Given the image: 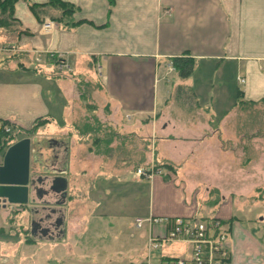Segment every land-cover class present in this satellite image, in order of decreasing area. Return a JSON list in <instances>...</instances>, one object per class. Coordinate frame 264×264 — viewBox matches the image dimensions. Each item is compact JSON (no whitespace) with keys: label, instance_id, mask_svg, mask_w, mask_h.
Masks as SVG:
<instances>
[{"label":"crops","instance_id":"1","mask_svg":"<svg viewBox=\"0 0 264 264\" xmlns=\"http://www.w3.org/2000/svg\"><path fill=\"white\" fill-rule=\"evenodd\" d=\"M45 1L17 0L12 24L0 27V42L14 39L20 52L29 53L11 59L0 50V122L27 129L37 118L50 117L54 133L71 135L51 138L67 147L52 163L67 180V205L71 180L64 173L74 158L71 147L83 135L73 108L84 99V81L108 109L109 128L116 134L124 128L145 132L155 160L172 165L163 167L165 173L139 177L124 170L120 158L119 173L105 170L103 162L104 173L91 180L85 166L90 155L84 156L81 176L90 183L88 195L97 194L99 216L130 219L144 229L145 239L163 237L166 226L145 222L137 228L136 219L213 218L226 230L229 264H264V198L256 194L264 193V165L251 154L261 148L252 149V136L264 137V116L256 117L264 109V0H63L76 8L77 24L48 30L29 9ZM41 52L62 56L67 75L53 60L45 61L49 71L36 62L33 56ZM180 56L193 60L184 78L172 65ZM95 63L101 79L91 72ZM57 112L63 126L56 123ZM92 115L101 117L97 108ZM192 158L195 182L205 189L202 201L199 188L183 176ZM207 198L219 201L204 205ZM240 198L253 202L238 205ZM203 208L212 209L209 216L200 215ZM187 244L181 255L177 249L161 255L187 256ZM135 258L141 262L144 249Z\"/></svg>","mask_w":264,"mask_h":264},{"label":"rangeland","instance_id":"2","mask_svg":"<svg viewBox=\"0 0 264 264\" xmlns=\"http://www.w3.org/2000/svg\"><path fill=\"white\" fill-rule=\"evenodd\" d=\"M43 3H45L44 7L41 5L39 7H34L37 16L32 13L29 7L30 12L36 16L39 23H42L43 28L48 30L52 26H56V24L65 28L66 26L57 20L58 18H63L62 20H65V17L62 16L61 9L50 5L48 0ZM74 13H72V15ZM14 14L15 8L12 16L13 18ZM13 40L14 39L11 41L8 40V43L6 40L4 43L3 41L0 42V50H5L7 54L11 53V56L18 54L20 57L26 58L20 54L25 53L27 56L29 53L20 52L17 45L12 42ZM37 54L38 55L33 56V59L38 63L42 61V65H44V68H47L48 71L51 70V66L45 62L47 60H53L55 68L60 72L63 70L62 74L64 75H67V71L70 70V67L66 65L67 63H65V61L63 63L60 62L62 56L56 53L41 52ZM55 58L59 59L57 63L54 61ZM98 68V63H95L94 68L91 70L95 79L102 78V74L99 73L100 70ZM54 73L56 72L54 71ZM91 85L92 84L86 85L84 81H81V91L84 94V99L83 97L76 99L73 108L74 113H76L75 117H77L78 114L80 115L76 123L79 124L82 130L79 132L83 133V135H81L80 141H76L78 143H73L71 148L74 158L71 159V168L64 173V175L68 174L70 177V192L72 196L69 198L68 205L66 203L59 208L62 210L64 208L65 210V215H67L65 224L68 230L65 235L58 239H40L38 237H32L28 231L29 212L23 210L25 208L24 204H9L6 208L0 209V264H137L138 262L135 258L136 254L143 249L144 258L146 257L150 236H146L145 239L144 229H136L130 219L116 220L115 218H105L102 215L99 216L98 211L94 208L97 194L88 195L90 183L86 181V178L81 176V172L84 165L87 163L85 166L86 169H88V173L91 174L90 177L92 180L93 176L95 177L98 174L104 173L102 165L103 162H105V170L112 173H119L120 170L117 166L121 163V159H123L124 170L131 169L136 172L139 168L142 170L150 169L153 173L158 174L162 172L165 173V170H162L165 164L155 160L152 152V143H149L147 140V134H145V132H143V134H133L126 130L129 128H124L126 131L124 134H116L113 129L109 128L110 126L105 122L108 109H103V103L100 99L95 100L92 98L91 94L95 91V87L93 88ZM88 96H90V98ZM94 108L98 109V114H100L101 117L92 115ZM57 114L58 112L54 113L56 123L58 126H63L64 121L61 117L57 116ZM261 114V116L256 115V117H263L264 109ZM147 122L148 120H145L142 123L143 131H146L148 126ZM263 127L264 122L261 121L262 130H264ZM21 129L22 131L13 137L11 144L24 137L30 138V178L35 179L37 175H49L47 180L51 179V176L56 173V169L52 168L50 165L52 151L48 141L51 138L60 136L65 139H67V137L70 139L71 135L66 133H54L52 125L47 124H42L37 131H32L31 133L28 132L29 128ZM28 133L30 134L28 135ZM108 135L110 136L109 144L105 143L107 139L105 136ZM261 137L252 136V149L255 147L253 144H259L261 148L259 152L251 151V154L255 156V162L260 161L264 165V137ZM97 138H100V143L96 142ZM77 144L80 146H77ZM87 148H90V153L86 152ZM77 149L83 150L79 153ZM5 150L6 147L4 146L0 150V164ZM86 155H90L91 160L90 163L85 162L84 164L86 159L84 156ZM234 157H236V154H234ZM183 176L191 188H199L198 198L202 201L201 197H203V195L205 196V189L201 187L202 185L195 182L193 158ZM34 194V190H32L29 195L30 200L31 198H35ZM256 194L264 198V193ZM92 196L94 200H92ZM49 199L52 203L53 197ZM207 200L208 198L203 200L204 205ZM246 202L253 201L252 199H247L246 201V199L240 198L237 199L236 204L240 205ZM210 210L212 209L203 208L202 211H200V215L205 214V216H209ZM130 211L131 210H129V212ZM139 220L142 221L138 226ZM145 222L149 224L148 219H136L135 226L140 228ZM187 247L188 244L184 242H164L153 251V257L157 259L161 254H173L176 251L175 249L179 250V255H181L183 250H186Z\"/></svg>","mask_w":264,"mask_h":264},{"label":"built area","instance_id":"3","mask_svg":"<svg viewBox=\"0 0 264 264\" xmlns=\"http://www.w3.org/2000/svg\"><path fill=\"white\" fill-rule=\"evenodd\" d=\"M63 63V62H62ZM99 69V68H98ZM243 81V79H239ZM0 130L9 132L10 124L0 122ZM137 176L150 177V169H137ZM9 203L0 198V209L6 208ZM142 220H139L138 226ZM149 224H163L166 232L163 237L150 236L148 240V253L137 264H229V251L226 246L227 233L223 225L216 219H191L183 217L159 218L150 217ZM184 241L190 244L187 256L153 257V251L164 242ZM1 255V244H0Z\"/></svg>","mask_w":264,"mask_h":264},{"label":"flooded vegetation","instance_id":"4","mask_svg":"<svg viewBox=\"0 0 264 264\" xmlns=\"http://www.w3.org/2000/svg\"><path fill=\"white\" fill-rule=\"evenodd\" d=\"M48 143L52 151L50 165L53 168L52 163L56 161L59 151L66 154L67 147L64 142H59L55 139H49ZM60 173L61 171H56L55 174L52 173L53 175L49 180H47L49 175H37L35 179L30 178L29 195L34 190L35 198L30 200L29 196L31 203L28 200L24 204L25 208L23 210L29 212L28 231L32 237L58 239L63 235L64 213L59 207L65 205L67 194L56 193L52 189L53 179L61 175ZM48 197H53L52 203Z\"/></svg>","mask_w":264,"mask_h":264},{"label":"water","instance_id":"5","mask_svg":"<svg viewBox=\"0 0 264 264\" xmlns=\"http://www.w3.org/2000/svg\"><path fill=\"white\" fill-rule=\"evenodd\" d=\"M31 140L21 138L10 144L0 164V198L9 204H26L29 200ZM67 180L62 175L53 179L52 189L65 193Z\"/></svg>","mask_w":264,"mask_h":264},{"label":"trees","instance_id":"6","mask_svg":"<svg viewBox=\"0 0 264 264\" xmlns=\"http://www.w3.org/2000/svg\"><path fill=\"white\" fill-rule=\"evenodd\" d=\"M15 3H16V0H1L0 1V27L7 28L12 24V22L14 20V18L12 16L14 13ZM48 3L52 6L57 7L58 9H61L62 16L65 17V20H62L63 18H58L57 20L59 22L63 23V25H65L66 27H73L74 25L77 24V22H74L73 18H72V13H74L76 10V8L72 4H70L66 1H63V0H48ZM40 5L42 7H44L45 3H43V4H41V3L40 4H38V3L37 4H31L29 6L34 15H36V13L34 11V7H39ZM9 58L20 59L22 57H20L18 54H15ZM54 61L57 63L59 61V59L55 58ZM172 65L174 66L175 70L178 72L179 76L184 78V77L189 76V74L191 73L192 66H193V60L188 58V57H181V56L180 57H174L172 59ZM50 120H51L50 117H39V118H37L33 122V124L31 125V127L28 129L29 130L28 132L31 133L32 131H37L38 128L40 126H42V124H47L50 122ZM9 124L11 127V130L9 132H5V131L0 130V150L3 146L7 148L11 144L13 137L22 131V129L20 127L14 125L12 123H9ZM30 133H28V135ZM105 137H107L105 143L109 144L110 136L108 135ZM100 141H101L100 138L96 139V142L100 143ZM164 164L167 167H170V168L172 167V165L170 163H164ZM218 201H219L218 199L208 200V201H206V204L207 203L208 204H214V203L216 204ZM221 224L223 225V222H221Z\"/></svg>","mask_w":264,"mask_h":264}]
</instances>
